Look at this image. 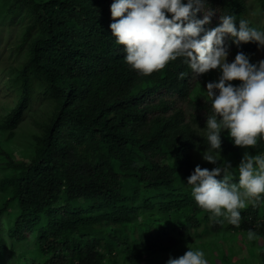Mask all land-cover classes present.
<instances>
[{"label": "trees", "instance_id": "1", "mask_svg": "<svg viewBox=\"0 0 264 264\" xmlns=\"http://www.w3.org/2000/svg\"><path fill=\"white\" fill-rule=\"evenodd\" d=\"M2 1L7 14L27 19L29 41L17 76L20 98L0 123L3 136L13 137L39 99L49 107L30 159L3 149L1 166L13 174L0 179V230L8 208L17 206L13 231L33 238L11 253L10 264H147L156 252L226 229L252 230L264 264V195L239 210L236 227L201 209L187 184L196 165L212 170L227 162L238 183L243 153L264 155V139L244 149L225 130L217 164L196 161L209 147L206 120L214 113L205 90L216 81L212 71L196 77L183 58L147 76L134 70L109 27L115 0ZM205 8L215 11L206 30L220 15H234L237 24L245 19L264 31V0H206ZM225 46L249 56L259 48L230 37ZM5 242L1 237L0 253Z\"/></svg>", "mask_w": 264, "mask_h": 264}, {"label": "clouds", "instance_id": "2", "mask_svg": "<svg viewBox=\"0 0 264 264\" xmlns=\"http://www.w3.org/2000/svg\"><path fill=\"white\" fill-rule=\"evenodd\" d=\"M205 4L206 0H115L109 27L116 43L124 46L125 62L142 75L160 71L177 58H183L196 77L220 70L218 81L208 82L205 90L214 114L207 116L209 147L202 153L205 161L217 164L223 131H228L235 146L244 149L254 148L258 137L264 139V59L252 63L240 51L229 63L225 46L230 37L237 46L255 42L264 49V31L250 27L245 19L237 24L234 15H220L219 25L206 30L215 11ZM198 13H203L202 19ZM231 168L229 162L212 170L196 165L187 184L201 209L239 227V210L248 204L257 206L264 195V155L243 153L238 183L232 182ZM247 235L249 240L255 238L252 230ZM188 248L178 258L170 256L166 264H208L202 250Z\"/></svg>", "mask_w": 264, "mask_h": 264}, {"label": "rangeland", "instance_id": "3", "mask_svg": "<svg viewBox=\"0 0 264 264\" xmlns=\"http://www.w3.org/2000/svg\"><path fill=\"white\" fill-rule=\"evenodd\" d=\"M246 1L252 5L253 0ZM6 12L7 6L0 0V123L4 122L19 101L20 85L17 76L25 63L29 46V41L24 40L28 24L27 19L21 13L13 16ZM259 19L262 20V17L259 16ZM228 51V62L230 63L235 59L236 53L229 49ZM262 59H264V49L262 48H258L253 55H250V62L252 63ZM211 71L214 80L218 81L221 74L220 70ZM231 83L236 84L240 81H232ZM48 112L49 107L46 101L39 99L33 104L31 111L20 123L10 140L6 135L3 136L4 134L0 129V179H5L8 175L13 174L8 170L5 172L1 166V158L4 157L3 149L14 148L18 152L15 154L16 159H30L33 136L41 131L39 124L45 119ZM195 159L198 162L204 161L200 154H195ZM0 207H2L1 202ZM17 213V206H10L4 214L0 239L2 237L6 240V248L0 253V264H10L11 253L15 251L16 254L20 253L33 240L32 237L26 240L18 232L13 231ZM188 246L193 250H202L208 264H259L257 255L261 248L260 242L256 238L249 240L244 231H228L227 229L203 239L194 237L186 243L177 244L169 252H156L152 254L147 264H166L170 256L178 258L184 255L189 250ZM116 260H119L118 256ZM122 263L118 261L116 264Z\"/></svg>", "mask_w": 264, "mask_h": 264}]
</instances>
